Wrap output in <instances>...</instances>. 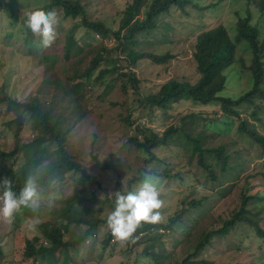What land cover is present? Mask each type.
Listing matches in <instances>:
<instances>
[{
  "label": "rangeland",
  "instance_id": "374dc122",
  "mask_svg": "<svg viewBox=\"0 0 264 264\" xmlns=\"http://www.w3.org/2000/svg\"><path fill=\"white\" fill-rule=\"evenodd\" d=\"M84 1L89 4L87 12L90 19L97 20L114 30L118 28L122 11L131 2V0ZM44 2L45 0H0L2 4L13 5L17 12V18L14 19L0 12V89L1 85H5L7 96H11L9 101L4 100L0 103V149L12 147L14 137L20 130L21 138H27L28 129L19 125L26 122V117L19 115V103L30 94L45 93L47 89L42 82L46 64L39 54H32L29 51L21 24V18L27 10ZM196 2L201 8L188 6V14L179 10L170 11L156 21V27L140 33L134 43L130 44L136 51L157 55L167 52L175 54V58L167 66L143 62L135 69L140 79L138 87L144 96L149 93L150 86L154 88L156 83H161L169 77L187 75L191 82L195 81L196 74L191 57L192 40L183 36L184 34L195 30L200 32L221 24L234 35L238 17L236 13L242 17L250 14L251 22L259 26L261 34L264 33V10H258L254 4H250V0H196ZM208 4H211L210 7L207 10L203 9V6ZM53 11L57 13L59 21L54 43L45 48L37 35H34L33 41L36 45L34 48H39L41 53L56 56L53 60V69L47 71V75L54 80L57 78L64 81L63 68L70 71V74L79 72L77 56L71 57L73 60L70 62L63 60L65 35L72 26H76L74 35L77 44L87 45L82 52L81 68L87 63L90 53L98 52L103 43L112 47L116 44L111 36L106 39H101L94 33L85 36V28L77 27L79 17H65L62 7H56ZM111 50L112 48L106 52L107 57H113ZM119 53L121 56L124 55L121 49ZM238 56L248 64L249 51L240 50L239 47ZM226 75V85L221 95L237 98L251 88L246 71L240 65L236 64L227 69ZM80 78L83 76L79 73L76 81L81 82ZM108 80L109 78L105 79L103 83L92 80L91 84L85 85L81 91L73 93L74 98L78 97L81 109H88L89 112L83 120L76 123L68 142L69 149L81 154L86 170L100 182L101 186L93 183L99 198L107 196L108 201L111 198L114 204V192L127 190V180L144 173L145 160L150 156L129 140L132 136L142 139V135L135 130L137 123L161 135L167 126L181 127L184 126L181 122L187 121L190 124L186 125L192 124L191 128L195 129V133H203L205 146L222 145L225 154L228 155L227 164L222 169L215 162L212 152L206 154L207 161L218 173L217 179H211L201 166L197 167L195 159L180 145L179 140L152 149L155 159L147 168L157 171L152 175L161 179L162 198L165 201L162 212L165 222L180 211L184 212L173 224L176 232L163 238L160 245L154 246L155 250L162 253L160 258L163 262L177 263L187 254H191L208 230L229 219L234 211L239 210L242 203L244 209L248 211L242 215L257 220L258 225L264 230V152L261 151L259 144L238 129V124L244 119L250 128L264 135V108L257 112L256 119L251 116L255 109L254 105H242L238 109L242 119L234 117V125L229 134L213 137L212 131L205 129L202 124L205 117L214 114L222 118L218 104L201 105L182 101L173 104L166 113L162 110H155L151 114L143 113L131 88L123 90L119 81L114 84ZM52 85L53 83L50 87ZM65 104L66 100L62 99L58 108L61 109ZM125 115H130L133 122L131 127L122 121ZM14 119L16 121L10 122ZM94 153L100 160L110 162L112 167L101 171L92 161ZM162 171H167L169 176L162 174ZM72 182L73 179L67 176L62 183L63 190L71 191ZM101 187H106L108 193ZM193 200L201 202L190 204ZM48 218L49 214L46 212L34 214L24 209L14 214L10 221L0 217V264H51L52 259L57 261L55 264H154L153 257L150 259L140 256L142 245L130 247V244L114 238L110 245L104 247L101 240L108 230L107 226L94 227L92 232L95 235H91L92 238L89 237L78 249L68 251L71 258L68 257L65 263L62 253L42 262L27 259L23 254L25 239L39 235V225ZM34 220L37 222L33 223ZM178 233L182 235V239L172 249V237ZM196 258L207 259L213 264H264V236H259L248 222L239 221L227 234L214 235L211 243L205 245L196 254Z\"/></svg>",
  "mask_w": 264,
  "mask_h": 264
},
{
  "label": "trees",
  "instance_id": "16d2710c",
  "mask_svg": "<svg viewBox=\"0 0 264 264\" xmlns=\"http://www.w3.org/2000/svg\"><path fill=\"white\" fill-rule=\"evenodd\" d=\"M251 3L258 10H264V0H250ZM88 5L84 0H45L44 4L27 10L21 18L22 30L26 35L24 39L29 44V51L32 54H39L46 64L42 82L47 89L45 93L36 92L20 101L19 115L26 117V122L19 123V125L28 129V134L26 139H22L20 130L14 137L12 147L0 149V182L7 177L12 181L15 190L18 191L23 186L27 172L44 161H47L51 166V174L60 177L62 183L67 176L73 179L72 190L69 192L63 190V198L54 208L41 210L48 213L49 218L39 225V235L25 239L23 254L27 259L31 258L36 262L45 261L47 258L59 256L62 253L65 257L63 263H65L68 257L71 258L68 251L78 249L91 235H95L92 232L94 227L107 226L106 218L114 208L111 198L108 201L107 196L99 198L96 195L93 183L100 185V182L86 170L81 154L73 152L68 147L71 131L76 123L83 120L89 112L88 109H81L78 105V97L74 98L73 93L81 91L85 85L91 84L92 80L103 83L105 79L109 78L108 81L114 84L119 81L123 90L131 88L137 97V103L140 104V111L143 113L151 114L155 110H162L166 113L173 104L182 101L201 105L218 104L223 119L214 114L211 117H205V122L202 124L205 129L212 131L213 137L229 134L234 125V117L242 119L238 110L242 105H254L255 109L251 112V116L256 119H258L257 112L264 108V103H259L264 101V33L261 34L259 26L251 22L250 14L242 17L236 13L238 17L234 35H231L221 24L200 32L195 30L184 34L183 36L192 40L191 57L196 74L195 81L191 82L187 75L169 77L161 83H156L154 88L150 86L149 93L144 96L139 90L140 79L135 69L143 62H149L156 66H167L175 58V54L167 52L157 55L136 51L130 47V44L134 43L140 33L148 32L156 27V21L162 19L170 11L179 10L188 14V6L199 9L201 5L196 0H131L122 11L116 30L104 26L97 20L90 19L87 12ZM210 5L203 6V9L207 10ZM56 7H62L65 17L76 18L78 16L80 20L77 27L85 28V36L94 33L101 39L111 36L116 41L113 47L103 43L98 52L90 53L87 63L81 68L82 52L87 45L77 44L74 35L76 26L68 29L63 47V60L70 62L73 60L71 57L77 56L80 68L77 74H70V71L63 68L64 81L57 78L54 80L47 75V71L53 69V60L56 56L41 53L39 48H34L36 46L33 41L34 34L26 26L29 12L37 9L53 11ZM142 7H144L143 10ZM0 12L5 13L10 19L17 18L16 9L9 3H0ZM247 12L249 11L247 10ZM172 42H174L173 38ZM239 47L240 50L250 52L248 64H245L243 58L238 56ZM111 48L112 58L105 55ZM120 49L124 53L122 56L119 53ZM236 64L246 71L251 88L237 98L221 95L226 85V70ZM79 73L83 76L80 78L81 82L76 81ZM113 74L115 75L113 76ZM52 83L53 85L50 87ZM4 86L1 85L0 89V103L11 99V96H7ZM62 99H65L68 104L59 109ZM256 99H261V101H256ZM13 121L16 119L10 122ZM122 121L128 127L133 124L130 115H125ZM181 124H184L185 127L169 125L161 135L148 130L140 123L135 125V130L142 135V139L132 136L129 137V140L150 156L145 160L144 172L157 173V171L147 168L155 159L153 148L167 145L170 142L176 143V140H179L180 145L191 153L197 167L201 166L211 179H217L216 168L207 161L206 154L212 152L215 162L223 169L228 160L224 147L222 145L205 146L203 133H195V129L191 128L192 124L186 125L190 124L187 121H183ZM238 129L245 133L249 139L259 144L261 151L264 152V135L259 134L254 128H250L244 119L238 124ZM94 141L95 136H93L92 142ZM92 161L100 167L101 171L112 167L110 162L100 160L96 153L92 155ZM142 174L139 173L137 177L127 180V190H131L142 181ZM162 174L169 176L167 171H162ZM101 188L108 193L106 187ZM200 202L201 200H193L190 204H200ZM24 210L28 211L29 209L24 208ZM244 212L248 211L244 209V203H242L239 210L234 211L229 219L222 221L218 227L208 230L191 254H187L180 262L172 264H213L207 259L196 258V254L205 245L211 243L214 235L227 234L239 221L248 222L256 229L259 236H264V230L258 225L257 220L242 215ZM183 213L180 211L164 223L143 224L137 230L133 238L134 242L126 243L130 244V247L142 245L140 256L150 259L153 257L154 264H169L161 260L162 253L155 250L154 246L160 245L163 238L176 232L173 224ZM181 239L180 233L172 237V249ZM113 240L114 237L108 229L101 243L107 247ZM157 256L159 257L156 259ZM51 261H53L51 264L57 262L53 259Z\"/></svg>",
  "mask_w": 264,
  "mask_h": 264
},
{
  "label": "clouds",
  "instance_id": "9594fccd",
  "mask_svg": "<svg viewBox=\"0 0 264 264\" xmlns=\"http://www.w3.org/2000/svg\"><path fill=\"white\" fill-rule=\"evenodd\" d=\"M58 15L55 11L37 9L27 15L26 26L40 37L41 45L50 47L57 37ZM47 161L27 172L23 186L17 191L7 177L0 182V217L10 221L26 208L32 213L54 208L63 198L60 177L52 175ZM142 181L131 190L114 192V208L106 218L112 236L121 242L133 241L143 224L164 223L161 179L146 171ZM198 190L199 187H198ZM37 221H33L36 223Z\"/></svg>",
  "mask_w": 264,
  "mask_h": 264
}]
</instances>
